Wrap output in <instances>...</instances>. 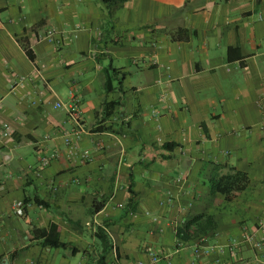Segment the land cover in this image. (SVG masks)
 Listing matches in <instances>:
<instances>
[{"label": "crops", "instance_id": "0c3cea01", "mask_svg": "<svg viewBox=\"0 0 264 264\" xmlns=\"http://www.w3.org/2000/svg\"><path fill=\"white\" fill-rule=\"evenodd\" d=\"M261 224L264 0H0V264H264Z\"/></svg>", "mask_w": 264, "mask_h": 264}, {"label": "built area", "instance_id": "2783aa9c", "mask_svg": "<svg viewBox=\"0 0 264 264\" xmlns=\"http://www.w3.org/2000/svg\"><path fill=\"white\" fill-rule=\"evenodd\" d=\"M64 107L67 110L69 121L74 126V131H73L74 134L77 136L84 134L86 132V128L83 123V112L79 106L78 101L73 103L72 105H64ZM1 134H2V137L5 139L10 138L12 132H11V128L9 124L5 123L2 125ZM70 141L71 140H68V139L66 140V143L69 146H70ZM57 156H58L57 154H52L51 156H45L41 158L40 166L42 168H47L57 158ZM81 157L84 161H89L90 153L88 151H85L81 155ZM23 206L24 205L22 202H18L15 205V211L17 212L18 215H23ZM260 229H261L260 237H257V235H254V234H250L244 237V242H249L258 251L264 248V236L262 235L264 233V224H261ZM205 243H206L205 239L201 238L198 244L194 246L196 254L200 255V254L208 253V250L205 249L207 246V245L205 246ZM235 245H237L236 242H235ZM183 247H184L183 242L178 240L177 249L175 250L176 253H178ZM150 255H151V261L149 263L139 262L138 264H158L161 260H164L170 257L166 255L161 258L160 256L153 254V253H150Z\"/></svg>", "mask_w": 264, "mask_h": 264}, {"label": "trees", "instance_id": "16d2710c", "mask_svg": "<svg viewBox=\"0 0 264 264\" xmlns=\"http://www.w3.org/2000/svg\"><path fill=\"white\" fill-rule=\"evenodd\" d=\"M103 1L109 2L110 0H103ZM114 1H118V0H114ZM119 1H124V0H119ZM24 49H25L27 55L32 59L33 56H32L30 48L25 46ZM113 105H115V104H113ZM175 147H176V145L172 144V143L166 144L161 149H155V148L145 146L143 149V157H145V158H147L153 162H158V163L164 164L171 158ZM217 187H213V189L217 190L218 189ZM23 205H24V203H23ZM101 208H102V204L97 205L96 211H100ZM203 219H204V216L200 215V216H196V217L190 219L189 221H187L186 224L178 230V232H177L178 238L181 241L187 242L191 239H195L197 237L200 238L202 235H204V233H202V228H204V226L209 225V218L205 219L204 224H202ZM103 237H104V239H106V236L104 234H103ZM44 245L45 246L49 245V246L57 247V248H67L68 247L67 245L60 243L58 241V239H56V236L50 237L49 240H46L44 242Z\"/></svg>", "mask_w": 264, "mask_h": 264}]
</instances>
